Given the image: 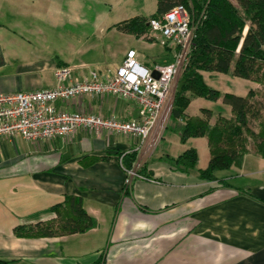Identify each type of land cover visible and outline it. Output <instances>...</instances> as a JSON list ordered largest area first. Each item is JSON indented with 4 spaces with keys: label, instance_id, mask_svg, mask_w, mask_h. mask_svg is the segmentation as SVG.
Listing matches in <instances>:
<instances>
[{
    "label": "crops",
    "instance_id": "crops-1",
    "mask_svg": "<svg viewBox=\"0 0 264 264\" xmlns=\"http://www.w3.org/2000/svg\"><path fill=\"white\" fill-rule=\"evenodd\" d=\"M62 15L60 0H0V92L54 87L57 67H70L79 79L94 71L70 65L69 58L52 50ZM154 36L135 37L159 41ZM163 48L171 61L172 50ZM55 105L125 121L139 116L133 101L111 95ZM180 124L165 125L144 142L85 129L39 142L1 136L0 264H264V159L246 154L239 168L203 180L198 171L207 164L182 171L171 163L195 149L185 145L189 138L180 141ZM165 129L182 145L175 154L157 153ZM128 169L136 175L129 177ZM71 195L81 198L83 209L96 220L94 228L52 238L13 234L17 225L53 218L51 207Z\"/></svg>",
    "mask_w": 264,
    "mask_h": 264
},
{
    "label": "trees",
    "instance_id": "trees-1",
    "mask_svg": "<svg viewBox=\"0 0 264 264\" xmlns=\"http://www.w3.org/2000/svg\"><path fill=\"white\" fill-rule=\"evenodd\" d=\"M191 1L192 8L188 0H157L152 15L133 17L115 26L125 33L149 39L148 22L176 5H183L197 22L169 119L181 122L178 134L182 143L191 137L206 138L209 160L198 173L201 179L211 181L219 171L239 168L246 154L264 159V105L255 100L254 90H249L245 97L225 93L221 102L229 107L230 116L218 114L212 125L213 114L209 109L201 108L200 115L195 116H188L185 110L192 98L217 100L219 97L218 91L205 83L203 72L230 74L252 81L262 85L264 95V0ZM196 162V150L192 148L171 159L173 166L182 171L193 169ZM50 211L53 218L17 225L13 234L22 238H52L83 233L96 226V220L83 209L80 197L66 196Z\"/></svg>",
    "mask_w": 264,
    "mask_h": 264
},
{
    "label": "built area",
    "instance_id": "built-area-1",
    "mask_svg": "<svg viewBox=\"0 0 264 264\" xmlns=\"http://www.w3.org/2000/svg\"><path fill=\"white\" fill-rule=\"evenodd\" d=\"M148 26L151 33L159 35L160 44L172 50L169 63L147 68L138 61L136 51L129 49L120 65L107 76L91 71L87 78L79 79L70 67H57L53 71L54 87L0 92V137L17 136L39 142L64 139L85 129L97 136L106 131L136 136L144 142L152 134L160 133L169 119L176 80L188 61L197 22L183 5H176L160 18L151 19ZM108 95L133 101L138 107V120L68 112L55 105L83 96ZM127 175L136 174L127 170Z\"/></svg>",
    "mask_w": 264,
    "mask_h": 264
},
{
    "label": "rangeland",
    "instance_id": "rangeland-1",
    "mask_svg": "<svg viewBox=\"0 0 264 264\" xmlns=\"http://www.w3.org/2000/svg\"><path fill=\"white\" fill-rule=\"evenodd\" d=\"M69 1L60 0L63 15L56 27L59 38L54 40L52 50L60 58H69L70 65L84 64L87 66L85 70L92 69L102 75L108 70V72H114L120 63V58L130 47L141 54V60L148 67L170 62V57L164 54V48L159 43L158 34H153L148 30L147 35L149 37L155 35L154 38L159 39V41H149L125 33L115 26L134 16H149L156 9L155 0H73V3ZM188 3L191 8L194 7V2L188 0ZM180 75L176 80L175 89ZM203 79L207 86L218 91L219 97L217 100L201 97L192 98L185 110L190 115L199 114L200 108H206L212 112L213 118L218 114L229 116L230 109L222 104V95L230 93L245 97L249 90L257 86L252 81L240 79L230 74L204 72ZM254 92L255 100L264 105L262 85ZM114 99L124 100L121 98ZM172 107L174 108L173 101ZM171 123V120L168 119L166 127ZM195 138L194 142L189 138L185 145L194 144L197 154L196 167L200 164L205 166L209 159L205 138ZM158 147L157 153L160 150L162 152L168 150L175 154L182 145L179 144L177 135L171 129H165L164 138Z\"/></svg>",
    "mask_w": 264,
    "mask_h": 264
},
{
    "label": "water",
    "instance_id": "water-1",
    "mask_svg": "<svg viewBox=\"0 0 264 264\" xmlns=\"http://www.w3.org/2000/svg\"><path fill=\"white\" fill-rule=\"evenodd\" d=\"M0 57H1V54H0ZM152 75H153V77L157 78V73L156 72H153Z\"/></svg>",
    "mask_w": 264,
    "mask_h": 264
}]
</instances>
